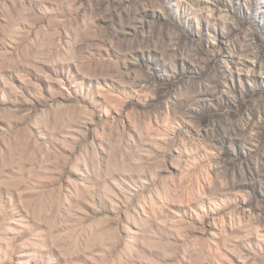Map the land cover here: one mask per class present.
<instances>
[{"label": "rangeland", "instance_id": "obj_1", "mask_svg": "<svg viewBox=\"0 0 264 264\" xmlns=\"http://www.w3.org/2000/svg\"><path fill=\"white\" fill-rule=\"evenodd\" d=\"M0 264H264V0H0Z\"/></svg>", "mask_w": 264, "mask_h": 264}]
</instances>
